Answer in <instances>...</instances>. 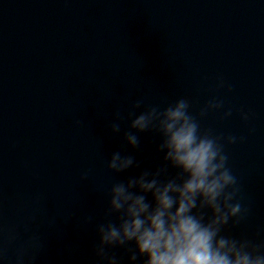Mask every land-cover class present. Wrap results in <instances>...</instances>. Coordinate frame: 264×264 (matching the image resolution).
<instances>
[{"label":"water","instance_id":"95a60500","mask_svg":"<svg viewBox=\"0 0 264 264\" xmlns=\"http://www.w3.org/2000/svg\"><path fill=\"white\" fill-rule=\"evenodd\" d=\"M180 97L232 109L200 123L243 137L226 151L252 212L231 232L264 240V0H0V264H99L107 189L162 162L154 133L126 144L128 112ZM116 151L139 167L108 172Z\"/></svg>","mask_w":264,"mask_h":264},{"label":"clouds","instance_id":"9594fccd","mask_svg":"<svg viewBox=\"0 0 264 264\" xmlns=\"http://www.w3.org/2000/svg\"><path fill=\"white\" fill-rule=\"evenodd\" d=\"M225 86L219 78L217 87ZM191 108L186 97L148 106L141 98L132 105L128 118L134 131L125 133L126 144L138 148V133L152 132L159 137L157 152L162 153V162L107 189L105 217L109 219L96 228L99 264H120L109 252L116 247L128 248L130 262L143 257L142 264H264V240L231 232L252 212L243 202L242 187L226 151V146L243 137L217 135L202 129L200 123L209 113L221 110L222 118H228L232 109L224 110V101L217 97L204 104L198 115ZM239 111L241 119L248 121L249 112ZM122 119L118 111L109 126L113 134L120 132ZM105 165L110 173L139 167L133 155L121 151L114 152ZM90 176L91 170H85L80 180ZM3 255L0 250V258ZM17 264H23L22 256L17 257Z\"/></svg>","mask_w":264,"mask_h":264}]
</instances>
